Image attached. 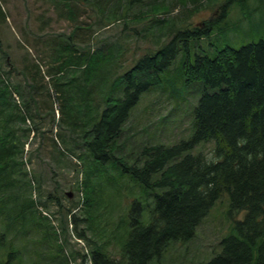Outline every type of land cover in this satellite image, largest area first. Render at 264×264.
Here are the masks:
<instances>
[{
  "label": "rangeland",
  "instance_id": "1",
  "mask_svg": "<svg viewBox=\"0 0 264 264\" xmlns=\"http://www.w3.org/2000/svg\"><path fill=\"white\" fill-rule=\"evenodd\" d=\"M96 1L0 0L5 16L0 20V233L5 235L0 264H88L82 257H89L97 242L94 237L92 243L77 239L84 231L85 213L92 212L98 228L114 236L134 202L143 207L145 219V205L152 199L129 175L120 176L121 168L120 174L112 167L99 170L90 179L95 167L91 159L83 163L66 152L71 148L75 155L87 154L57 123L59 116L60 122L65 121L62 107L64 113L69 110L68 99L64 103L57 100L53 86L56 68L64 60L57 64V56L67 58L70 53L74 57L76 51L87 48L90 53L99 50L103 54L107 44L114 45L116 59L106 67L113 80L135 59L171 38L156 45L150 32L165 23H172L175 33L177 28H203L208 21H218L226 0L199 9L186 1L182 6L178 0ZM229 7L208 38L189 42L187 54L183 43L179 44L182 52L132 111L119 143L128 138L131 146L173 144L187 137L191 109L202 91L195 86L183 89L178 72L182 57L188 55L193 61L195 55L212 56L217 50L264 40V0H245L244 4L237 0ZM111 13L120 16L107 23ZM160 19L164 20L158 25ZM49 42L56 48L52 50ZM82 72L77 66L62 70L75 80ZM213 147L212 142L200 143L195 152L210 157ZM90 181L96 197L93 205L85 207L83 186L89 188ZM228 211L229 197L223 191L194 237L171 244L153 264H198L211 259L220 250L218 243L233 233L235 222L245 214ZM120 238L121 231L106 250L117 264H126L117 242Z\"/></svg>",
  "mask_w": 264,
  "mask_h": 264
},
{
  "label": "trees",
  "instance_id": "2",
  "mask_svg": "<svg viewBox=\"0 0 264 264\" xmlns=\"http://www.w3.org/2000/svg\"><path fill=\"white\" fill-rule=\"evenodd\" d=\"M89 1L83 0L85 4ZM178 1L180 5L186 1L199 9L217 0ZM235 2L222 3L218 21H208L203 28H177L175 33L172 23L159 26L157 32L149 34L155 44L169 35L171 38L164 39L158 49L135 59L113 80L106 67L116 59L114 45L107 44L103 54L99 50L90 53L87 48L76 51L74 57L69 53L67 58L55 59L57 64L64 59L54 73L57 100L69 101L67 113L62 107L64 123L60 122L61 116L57 123L64 126L76 147L77 144L84 147L87 154L75 155L71 148L66 152L83 163L91 159L95 167L91 169L90 179L99 170L121 168L120 176L129 175L147 197H152L145 205V219L143 207L134 202L114 232L115 236L121 231L117 242L126 264H153L171 244L191 240L223 191L229 197L228 213L245 214L235 222L233 233L218 243L219 252L198 264H264V40L238 49L217 50L212 56L195 55L193 61L188 55L182 57L178 72L183 89L195 86L202 91L192 106L186 138L173 144L131 146L128 138L119 143L132 111L151 94L182 52L179 44L183 43L187 54L189 42L208 38L225 17L229 5ZM110 15L113 16L110 20L106 18L107 23L120 16ZM0 20H5L1 6ZM163 20L156 23L160 25ZM72 37H69L71 41ZM47 44L52 50L56 48L53 42ZM72 66L82 68L83 76L75 80L62 74L63 68ZM174 93L177 97L178 92ZM205 142L214 144L210 157L195 152V147ZM83 187L84 205L90 207L96 189L91 181L89 188ZM82 222L84 231L77 234V239L92 243L94 237L97 242L90 256L82 259L88 264H117L106 250L114 236L98 228L92 212L85 213ZM4 241L5 235L0 233V246Z\"/></svg>",
  "mask_w": 264,
  "mask_h": 264
}]
</instances>
